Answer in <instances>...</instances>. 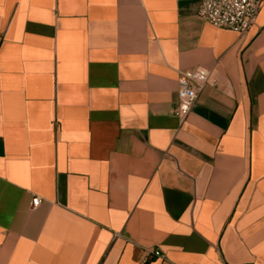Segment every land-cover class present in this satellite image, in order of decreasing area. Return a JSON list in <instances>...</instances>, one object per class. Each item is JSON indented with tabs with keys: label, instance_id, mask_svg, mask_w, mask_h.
Returning a JSON list of instances; mask_svg holds the SVG:
<instances>
[{
	"label": "crops",
	"instance_id": "crops-1",
	"mask_svg": "<svg viewBox=\"0 0 264 264\" xmlns=\"http://www.w3.org/2000/svg\"><path fill=\"white\" fill-rule=\"evenodd\" d=\"M198 4L0 0V264H264V4Z\"/></svg>",
	"mask_w": 264,
	"mask_h": 264
},
{
	"label": "built area",
	"instance_id": "built-area-1",
	"mask_svg": "<svg viewBox=\"0 0 264 264\" xmlns=\"http://www.w3.org/2000/svg\"><path fill=\"white\" fill-rule=\"evenodd\" d=\"M264 0H199L197 16L214 28L225 29L246 35L254 26ZM210 71L202 68L180 72L178 79V104L175 116L180 119L189 114L198 93L211 83ZM39 203L38 198L32 202L33 207ZM159 250H150L142 259L145 264L151 257H161Z\"/></svg>",
	"mask_w": 264,
	"mask_h": 264
}]
</instances>
